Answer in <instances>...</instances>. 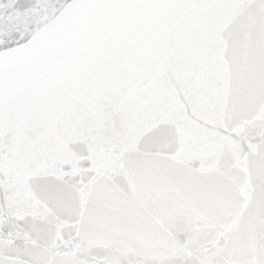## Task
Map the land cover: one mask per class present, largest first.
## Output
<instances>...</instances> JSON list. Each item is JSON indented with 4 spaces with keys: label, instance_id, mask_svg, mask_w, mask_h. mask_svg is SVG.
I'll return each mask as SVG.
<instances>
[{
    "label": "snow or ice",
    "instance_id": "obj_1",
    "mask_svg": "<svg viewBox=\"0 0 264 264\" xmlns=\"http://www.w3.org/2000/svg\"><path fill=\"white\" fill-rule=\"evenodd\" d=\"M0 264H264V0H0Z\"/></svg>",
    "mask_w": 264,
    "mask_h": 264
}]
</instances>
